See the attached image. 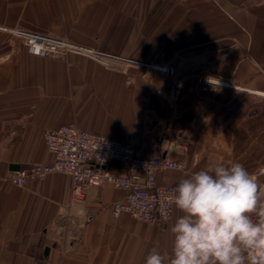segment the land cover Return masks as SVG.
<instances>
[{
    "label": "crops",
    "instance_id": "1",
    "mask_svg": "<svg viewBox=\"0 0 264 264\" xmlns=\"http://www.w3.org/2000/svg\"><path fill=\"white\" fill-rule=\"evenodd\" d=\"M144 2L0 0V264H145L153 249L171 250L176 208L168 225H150L114 213L125 191L93 188L69 214L68 175L12 184V174L52 160L44 134L65 124L130 141L146 157L184 161L183 173L159 174L163 186L232 162L264 184V123L245 132L240 153L229 138L264 107V0L234 9L232 44L146 41ZM18 31L124 60L109 67L86 54L34 56Z\"/></svg>",
    "mask_w": 264,
    "mask_h": 264
},
{
    "label": "built area",
    "instance_id": "2",
    "mask_svg": "<svg viewBox=\"0 0 264 264\" xmlns=\"http://www.w3.org/2000/svg\"><path fill=\"white\" fill-rule=\"evenodd\" d=\"M16 34L24 39L28 52L38 57L65 60L71 53L86 54L109 67L113 62L124 60L79 48L64 38L24 31ZM208 83L216 82L209 80ZM44 141L52 160L12 174L10 181L14 186L25 187L50 174H66L71 181V196L64 210L69 214L72 208L86 202L91 189L115 188L126 192L122 201L113 204L115 214L125 212L150 225L166 226L172 222L175 210L171 199L172 189L178 182L163 186L159 184L158 176L178 171L173 166L179 164H183L186 171L184 161L162 155L146 157L130 141L89 132L74 123L46 131ZM166 216L169 219L165 220Z\"/></svg>",
    "mask_w": 264,
    "mask_h": 264
},
{
    "label": "clouds",
    "instance_id": "3",
    "mask_svg": "<svg viewBox=\"0 0 264 264\" xmlns=\"http://www.w3.org/2000/svg\"><path fill=\"white\" fill-rule=\"evenodd\" d=\"M173 167L184 172L183 164ZM171 199L182 213L170 228L171 250L153 249L145 264H264V184L244 165L193 171Z\"/></svg>",
    "mask_w": 264,
    "mask_h": 264
},
{
    "label": "rangeland",
    "instance_id": "4",
    "mask_svg": "<svg viewBox=\"0 0 264 264\" xmlns=\"http://www.w3.org/2000/svg\"><path fill=\"white\" fill-rule=\"evenodd\" d=\"M250 3H254V0H145L146 41L158 40L162 44H201L222 39L232 44L237 33L232 15L234 9L242 5V10ZM148 51L146 49V54ZM161 52L162 57H168L167 49H162ZM115 66L113 62L112 67ZM150 68L160 72H173L168 66ZM262 100L264 101V97ZM258 111L255 117L242 119L233 134H230L229 138L234 140L236 154L244 149L245 132L249 131L250 135H253L263 126L264 107Z\"/></svg>",
    "mask_w": 264,
    "mask_h": 264
},
{
    "label": "bare ground",
    "instance_id": "5",
    "mask_svg": "<svg viewBox=\"0 0 264 264\" xmlns=\"http://www.w3.org/2000/svg\"><path fill=\"white\" fill-rule=\"evenodd\" d=\"M256 93H257V92H256ZM260 95L264 96V94H260Z\"/></svg>",
    "mask_w": 264,
    "mask_h": 264
}]
</instances>
